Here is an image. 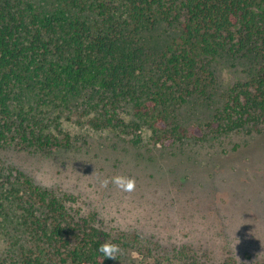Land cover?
Returning a JSON list of instances; mask_svg holds the SVG:
<instances>
[{"label": "trees", "instance_id": "1", "mask_svg": "<svg viewBox=\"0 0 264 264\" xmlns=\"http://www.w3.org/2000/svg\"><path fill=\"white\" fill-rule=\"evenodd\" d=\"M157 32L167 35L160 51L153 49ZM221 52L247 61L252 73L211 120L192 124L193 133L260 132L264 0H0V214L17 220L4 235L9 257L16 264H124L119 259L135 251L146 264H264L211 262L187 244L104 228L74 196L1 158L4 150H69L100 132L123 135L135 148L146 141L182 146L190 126L177 110L191 98H212L211 64ZM105 241L119 245L116 260L98 251Z\"/></svg>", "mask_w": 264, "mask_h": 264}, {"label": "rangeland", "instance_id": "2", "mask_svg": "<svg viewBox=\"0 0 264 264\" xmlns=\"http://www.w3.org/2000/svg\"><path fill=\"white\" fill-rule=\"evenodd\" d=\"M156 35L153 49L160 51L167 35ZM212 61V98H191L177 110L183 126H190L182 146L146 141L135 148L123 135L100 132L75 149L51 154L4 150L1 158L35 183L74 196L84 211L96 213L104 228L137 230L165 245L187 244L211 262L227 257L264 260V125L257 133L219 139L193 133L192 124L211 120L226 104L231 88L252 73L247 61L227 52ZM77 129L74 125L73 131ZM116 175L134 178L135 190L102 186ZM16 223L0 214V264H16L9 257V238L4 237ZM129 260L146 264L145 256L135 251L119 259L124 264Z\"/></svg>", "mask_w": 264, "mask_h": 264}, {"label": "clouds", "instance_id": "3", "mask_svg": "<svg viewBox=\"0 0 264 264\" xmlns=\"http://www.w3.org/2000/svg\"><path fill=\"white\" fill-rule=\"evenodd\" d=\"M109 183L113 184L117 189L127 193L133 192L136 186L134 178L123 175H116L110 179L103 180L102 186L107 187ZM98 251L102 253L106 259L116 260L117 254L120 252V247L116 243L105 241L99 246Z\"/></svg>", "mask_w": 264, "mask_h": 264}]
</instances>
